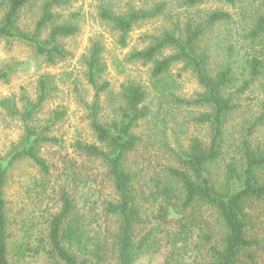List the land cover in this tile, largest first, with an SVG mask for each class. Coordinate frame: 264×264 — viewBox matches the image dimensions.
Here are the masks:
<instances>
[{
    "label": "rangeland",
    "instance_id": "rangeland-1",
    "mask_svg": "<svg viewBox=\"0 0 264 264\" xmlns=\"http://www.w3.org/2000/svg\"><path fill=\"white\" fill-rule=\"evenodd\" d=\"M45 1L38 0L21 11L18 26L22 31H34ZM3 3L0 0V18L5 11L1 7ZM161 4H166L163 14L138 22L127 35L126 46L121 44L123 33L102 17L105 9L116 16H128L133 12L152 11ZM215 11H226L233 16L229 23L210 29L200 43L201 47L208 48L209 68L216 73L231 53V47L236 56L247 52L242 36L253 26L254 19L264 13V0H239L236 5L227 0H203L195 7L186 6L183 0L64 1L54 9L57 23L73 22L79 32L59 40L66 56L56 58L54 63L38 55L30 44L0 38V73H8L6 79L0 80V166L27 145L28 129L55 140L39 146V156L49 173L42 172L30 159L20 161L9 171L5 199L11 234L10 264H64L48 254L49 223L61 209L60 197L64 192L74 199L75 217L92 239L88 251L99 241L101 264H118L116 237L120 221L118 216L107 212V205L118 200L114 181L103 160L81 148L96 145L107 150L97 139L93 118L96 115L103 125L119 121L125 106L123 90L131 83L142 86L147 93L142 104L147 115L133 131L140 142L125 162L126 169L136 175L134 189L141 210L135 241L144 248L135 264H164L170 257L172 264L209 261L210 247L218 245L223 235L212 211L196 207L194 213L201 218V225L194 221L181 230V216L171 207L167 219H160V209L165 203L155 188L157 180L167 178L168 167L183 168L180 156L188 151L193 139L198 138L206 145L210 143V127L195 121L201 113L210 110L178 102L192 100L203 90L183 64L174 65L158 80L153 77L154 63L131 61L130 55L150 47L167 32L183 34L186 27L203 23ZM50 28L43 31L42 41L48 38ZM96 43L103 49L101 57L106 67L98 83L108 85L99 93L89 82L86 65ZM174 53V49H166L157 60ZM42 82L46 83V95L40 103ZM228 94H232L239 107L226 125L225 160L213 169L220 173L226 161L238 156L239 146L250 131L252 145L264 150V120L258 122L264 115V76L245 94H237L236 88L228 90ZM29 113L31 116L25 120ZM250 211L251 235L264 239V203L254 204ZM176 233H180L177 238ZM205 234H210L213 240L205 241ZM21 246L26 249L24 256ZM255 252L257 262L263 264L264 249ZM88 253L80 255L89 258Z\"/></svg>",
    "mask_w": 264,
    "mask_h": 264
},
{
    "label": "trees",
    "instance_id": "trees-1",
    "mask_svg": "<svg viewBox=\"0 0 264 264\" xmlns=\"http://www.w3.org/2000/svg\"><path fill=\"white\" fill-rule=\"evenodd\" d=\"M5 7L0 18V38L18 39L34 47L36 53L54 63L56 58H64L66 51L58 44L60 39L70 38L78 34L79 27L75 23H57L58 16L54 9L69 0H46L42 5V14L36 22L33 32L22 31L18 26L21 11L38 0H3ZM236 5L239 0H227ZM258 0H253L257 2ZM188 7H195L203 0H183ZM166 4L157 6L149 12H133L128 16H116L111 11H102L103 19L111 22L115 29L123 33L122 46L127 44V35L134 26L163 14ZM233 20L231 13L215 11L207 16L203 23L189 25L183 34L165 33L150 47L136 51L130 55L131 61L154 63L153 77L160 80L167 75L176 64H183L184 69L191 71L198 80L202 92L192 100L179 99L178 102L189 107L208 108L195 118L199 125L210 127L211 140L208 145L195 138L183 155L180 164L183 168L168 167L167 178L157 180L156 193L165 203L160 209V219L165 221L169 207L181 216V230L189 223L197 222L196 207H207L222 227V238L218 245L209 249L210 259L204 264H260L257 262L255 250L264 249V239L251 235L252 213L250 209L256 203H264V150L252 145L249 140L252 131L239 146L238 156L226 161L222 173L213 171L225 159V129L231 115L238 109L232 94L228 90L236 88L237 94H245L264 76V13L258 15L253 26L243 34L247 44V52L236 56L234 48L220 65L216 73L210 71V54L208 48L201 47L206 34L216 25ZM50 28L48 38L42 41L43 31ZM174 49L175 53L162 60L158 57L166 50ZM229 50V49H228ZM103 49L99 43L94 44L89 58L86 60L89 82L99 92L107 89V83L99 85L98 79L106 71L101 54ZM8 77L7 72L0 73V80ZM46 83L42 82V96L46 95ZM147 97L142 86L129 84L124 87L121 119L109 125L93 118V129L99 143L107 150L96 145L83 146L81 149L88 155L100 158L109 168L118 194V200L107 205V212L118 216L119 233L116 237L118 264H135L143 244L135 241V229L141 223V210L137 203L134 183L136 175L126 169L128 155L135 151L140 138L133 133L137 124L143 120L147 111L142 107ZM98 105L96 104V107ZM31 114H28L27 120ZM264 120L262 115L258 122ZM55 141L49 137L36 135L28 129L27 145L16 150L5 165L0 166V264H10L8 259V240L10 239L9 220L5 190L9 171L24 159L32 160L42 172L49 173L45 161L39 156V146ZM60 211L49 223L48 254L51 259H58L64 264H101L102 256L99 241L93 243L87 237L86 227L75 217L76 204L70 194L64 192L61 197ZM200 216V215H199ZM204 219V218H203ZM208 223V222H207ZM207 228V227H206ZM180 233L175 234V238ZM205 241L213 237L205 234ZM177 243V239L174 240ZM21 255L26 249L21 246ZM88 253L89 258L82 252ZM92 257V259H91ZM170 257L164 264H172ZM262 264V263H261ZM264 264V263H263Z\"/></svg>",
    "mask_w": 264,
    "mask_h": 264
}]
</instances>
